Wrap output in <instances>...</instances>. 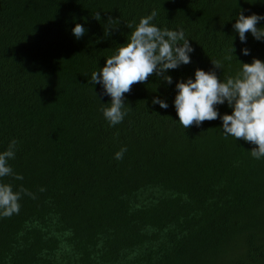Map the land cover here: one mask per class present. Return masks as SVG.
<instances>
[{"label":"trees","instance_id":"1","mask_svg":"<svg viewBox=\"0 0 264 264\" xmlns=\"http://www.w3.org/2000/svg\"><path fill=\"white\" fill-rule=\"evenodd\" d=\"M153 10L157 27L183 29L191 63L167 70L172 84H134L110 126L91 75ZM240 10L264 15V0H0V153L17 142L0 183L21 193L0 216V264H264V157L219 118L185 129L173 103L196 68L226 81L264 61V39L233 30Z\"/></svg>","mask_w":264,"mask_h":264},{"label":"clouds","instance_id":"2","mask_svg":"<svg viewBox=\"0 0 264 264\" xmlns=\"http://www.w3.org/2000/svg\"><path fill=\"white\" fill-rule=\"evenodd\" d=\"M156 15L157 12L153 10L141 17L126 43L120 45L115 54L105 58L104 66L91 75L93 84L102 85L101 95L111 97L109 106L101 109L110 126L123 121L128 111L125 108V94L131 91L134 84L146 83L154 74L167 84H172V77L166 74L167 70L191 63L189 54L194 49L183 29L174 31L157 27L151 23ZM96 17H100L99 12ZM261 20H264V15L252 13L246 16L240 10L232 27L242 43L247 42V33L261 40L264 39V27H258ZM126 26L132 27L131 24ZM110 31L105 35L108 36ZM85 33L86 28L82 24L77 23L72 28V34L77 39ZM234 51L232 44L226 59L235 56ZM241 52L243 55L250 54L247 48H242ZM211 64L213 69L222 70L221 61L211 60ZM241 65L240 73L236 77H228L226 81H221L212 69L205 71L196 68L194 78L176 82L173 103L178 121L185 129L219 118L225 137L232 136L254 145L251 155L260 159L264 157V61L253 58L251 63L241 62ZM225 102L232 111L231 114L221 115L215 106ZM152 103L164 109L168 107L166 101L158 97H153ZM16 143L15 140L11 141L8 149L0 153V178L13 175L8 161L15 158ZM125 151L126 148L122 147L114 158L122 159ZM15 178L22 179V176L17 174ZM20 198L21 193L13 191L10 184L0 183V216L10 217L18 213Z\"/></svg>","mask_w":264,"mask_h":264}]
</instances>
